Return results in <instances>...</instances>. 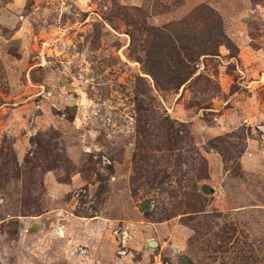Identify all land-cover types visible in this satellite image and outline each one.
I'll return each instance as SVG.
<instances>
[{
    "label": "rangeland",
    "instance_id": "1",
    "mask_svg": "<svg viewBox=\"0 0 264 264\" xmlns=\"http://www.w3.org/2000/svg\"><path fill=\"white\" fill-rule=\"evenodd\" d=\"M209 10L165 90L136 22ZM0 264H264V0H0Z\"/></svg>",
    "mask_w": 264,
    "mask_h": 264
},
{
    "label": "trees",
    "instance_id": "2",
    "mask_svg": "<svg viewBox=\"0 0 264 264\" xmlns=\"http://www.w3.org/2000/svg\"><path fill=\"white\" fill-rule=\"evenodd\" d=\"M210 14L211 30L217 31V33L215 36H207L202 40L195 37L189 40L186 36V31H181L179 35L175 32V38L174 32H167L158 28H149L144 21L136 22L137 24L135 25L139 26L141 30L139 38L134 39V41L139 42L144 38L138 45L140 51L144 54L143 63L147 69V73L152 76L156 83H159L157 76L159 73L164 76L165 81L162 82V87L165 90H178L180 87L189 83L195 77L192 69L195 59H198L200 56L213 55L217 46L224 45L226 38L221 31L222 24L219 16L213 11H210ZM140 109L138 105V112L141 111ZM165 120L171 127L172 122L168 116ZM139 125L140 131H142L143 127H141V123ZM171 129L168 131V140L173 145H169V148L173 147L174 150L176 143H173ZM50 154V151L45 150V157H48ZM154 181L157 183L156 180Z\"/></svg>",
    "mask_w": 264,
    "mask_h": 264
},
{
    "label": "water",
    "instance_id": "3",
    "mask_svg": "<svg viewBox=\"0 0 264 264\" xmlns=\"http://www.w3.org/2000/svg\"><path fill=\"white\" fill-rule=\"evenodd\" d=\"M148 246L150 248H155V247H157V243L152 241V242H149Z\"/></svg>",
    "mask_w": 264,
    "mask_h": 264
},
{
    "label": "crops",
    "instance_id": "4",
    "mask_svg": "<svg viewBox=\"0 0 264 264\" xmlns=\"http://www.w3.org/2000/svg\"><path fill=\"white\" fill-rule=\"evenodd\" d=\"M149 244V243H148Z\"/></svg>",
    "mask_w": 264,
    "mask_h": 264
}]
</instances>
